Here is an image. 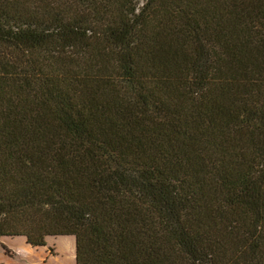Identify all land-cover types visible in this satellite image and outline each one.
<instances>
[{
	"label": "trees",
	"instance_id": "1",
	"mask_svg": "<svg viewBox=\"0 0 264 264\" xmlns=\"http://www.w3.org/2000/svg\"><path fill=\"white\" fill-rule=\"evenodd\" d=\"M0 0V237L76 264H264V0Z\"/></svg>",
	"mask_w": 264,
	"mask_h": 264
},
{
	"label": "rangeland",
	"instance_id": "2",
	"mask_svg": "<svg viewBox=\"0 0 264 264\" xmlns=\"http://www.w3.org/2000/svg\"><path fill=\"white\" fill-rule=\"evenodd\" d=\"M0 264H76L75 237L50 235L45 245L33 246L23 235L1 236Z\"/></svg>",
	"mask_w": 264,
	"mask_h": 264
},
{
	"label": "built area",
	"instance_id": "3",
	"mask_svg": "<svg viewBox=\"0 0 264 264\" xmlns=\"http://www.w3.org/2000/svg\"><path fill=\"white\" fill-rule=\"evenodd\" d=\"M145 2V0H135L136 3V11L139 9V7Z\"/></svg>",
	"mask_w": 264,
	"mask_h": 264
}]
</instances>
